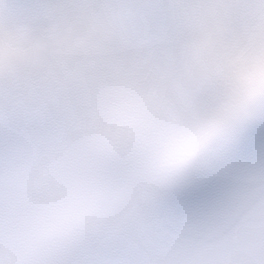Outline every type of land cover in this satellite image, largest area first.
<instances>
[{
  "label": "snow or ice",
  "instance_id": "1",
  "mask_svg": "<svg viewBox=\"0 0 264 264\" xmlns=\"http://www.w3.org/2000/svg\"><path fill=\"white\" fill-rule=\"evenodd\" d=\"M0 264H264V0H0Z\"/></svg>",
  "mask_w": 264,
  "mask_h": 264
}]
</instances>
